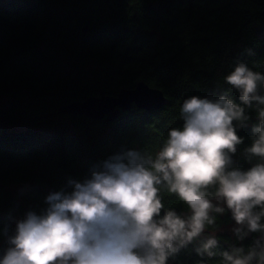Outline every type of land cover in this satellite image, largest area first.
<instances>
[{"label": "trees", "instance_id": "obj_1", "mask_svg": "<svg viewBox=\"0 0 264 264\" xmlns=\"http://www.w3.org/2000/svg\"><path fill=\"white\" fill-rule=\"evenodd\" d=\"M238 59L264 72V0H0V231L12 232L27 210L39 212L50 192L69 178L82 180L107 156L154 150L170 128L182 126L185 98L229 91L224 76ZM139 81L160 88L168 102L152 111L121 110L112 121L60 112L72 101L116 95ZM229 94L238 102V93ZM250 114L234 154L244 169L250 164L243 151L258 123ZM18 184L29 185L15 190ZM160 194L166 208L189 212L175 194ZM213 215L216 223L169 264H219V256L194 250L210 232L221 249L247 246L258 235L241 242L217 232L234 221L227 209Z\"/></svg>", "mask_w": 264, "mask_h": 264}, {"label": "clouds", "instance_id": "obj_2", "mask_svg": "<svg viewBox=\"0 0 264 264\" xmlns=\"http://www.w3.org/2000/svg\"><path fill=\"white\" fill-rule=\"evenodd\" d=\"M246 52L254 55L251 48ZM224 80L229 91L185 98L182 126L170 128L154 150L126 148L107 156L82 180L69 178L65 188L50 192L39 212L27 210L12 232L5 226L0 264H169L216 223L213 213L226 209L238 241L258 235L247 246L221 249L212 233L195 252L219 256V264H264V72L238 59ZM251 111L258 123L243 151L250 164L244 169L234 154ZM163 190L189 212L166 208Z\"/></svg>", "mask_w": 264, "mask_h": 264}, {"label": "water", "instance_id": "obj_3", "mask_svg": "<svg viewBox=\"0 0 264 264\" xmlns=\"http://www.w3.org/2000/svg\"><path fill=\"white\" fill-rule=\"evenodd\" d=\"M89 31L88 26L83 27V33ZM168 102L164 92L145 81H139L133 88H122L116 95L102 92L98 96H89L84 100L72 101L63 105L60 112L71 114H84L95 119L106 118L114 120L120 111H126L133 106L145 110H156Z\"/></svg>", "mask_w": 264, "mask_h": 264}, {"label": "rangeland", "instance_id": "obj_4", "mask_svg": "<svg viewBox=\"0 0 264 264\" xmlns=\"http://www.w3.org/2000/svg\"><path fill=\"white\" fill-rule=\"evenodd\" d=\"M29 184H18L13 186V188L15 190H21L23 187H27ZM234 226V223L227 225V226H223L222 228H220L217 232H223V233H233L232 228ZM210 233H215L216 232H210Z\"/></svg>", "mask_w": 264, "mask_h": 264}]
</instances>
